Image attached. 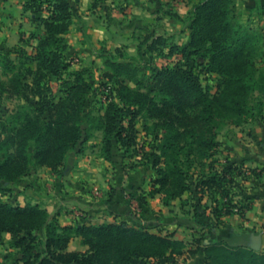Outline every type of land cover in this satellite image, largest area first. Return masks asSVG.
I'll list each match as a JSON object with an SVG mask.
<instances>
[{
	"label": "trees",
	"instance_id": "trees-1",
	"mask_svg": "<svg viewBox=\"0 0 264 264\" xmlns=\"http://www.w3.org/2000/svg\"><path fill=\"white\" fill-rule=\"evenodd\" d=\"M78 1H25L24 12L33 13L41 11L46 3L48 17L37 14L35 18L39 27L44 26V32L31 35L36 40L33 55L16 47L18 64L0 59L3 71L10 76L6 82L0 81V95L21 96L25 80L33 76L35 84L40 83L36 95L43 101L42 83L53 77L61 80L68 73L71 67L65 63L69 50L66 37L74 23ZM107 1L110 0H93V8ZM236 8L237 0H198L186 26L188 40L182 45L171 43L174 37L161 32L139 37L136 56L123 48L115 52L101 50L103 86L108 93L103 114L96 115L88 109L92 87L84 71H75L68 74L73 79L64 78L65 97L59 102L44 105L41 110L21 105L1 118L0 182L7 186L0 192L12 193L11 186L23 183L31 168L46 167L60 173L70 155L82 153L96 133H101L99 156L107 162L113 163L119 151L125 158L135 157L131 152L144 154L136 120L152 115L160 121L144 127L146 135L155 133L156 140L151 152L156 178L149 195L161 196L166 207L184 199L192 190L190 172L196 161L199 166L211 162L225 125L241 126L256 120L254 109L264 121V103L251 106L256 93L264 96V66L258 65L264 58V39L240 20ZM261 10L264 12V6ZM158 56H180L181 61L158 69L153 64V58ZM197 58L205 60L206 72L216 76V93L203 86L200 75L188 65ZM190 104L195 109L192 115L186 109ZM48 109L52 113L46 118ZM168 110L178 115L168 118ZM212 170L202 172L193 191L219 201V220L232 213L244 218L248 206H239L233 193L237 180L245 178L247 171L230 161L222 170ZM137 199L147 203L146 197ZM6 234L11 236L10 247L20 255L16 264H148L151 260H174L201 251L187 250V243L176 240L174 233L161 235L126 221L62 226L57 216L40 204L15 206L0 196V243ZM76 238L87 247L86 251H69ZM232 240L203 238V264H264L263 252ZM40 247L42 252H37Z\"/></svg>",
	"mask_w": 264,
	"mask_h": 264
},
{
	"label": "crops",
	"instance_id": "crops-1",
	"mask_svg": "<svg viewBox=\"0 0 264 264\" xmlns=\"http://www.w3.org/2000/svg\"><path fill=\"white\" fill-rule=\"evenodd\" d=\"M25 1L0 0V59L4 57L9 60L16 47L24 48L30 55L34 54L36 40L31 35L36 30L37 13L24 12ZM185 2L184 0H110L93 8V0H79L75 18H82L89 39L101 40L104 44L103 50L115 52L123 48L129 55L136 56L139 37L148 33H161L158 30L165 27L166 22L168 24L164 29L167 32L174 30L179 21L185 19L180 14L182 10L186 11L190 2L193 6L198 0H185ZM240 4L244 6L243 12L264 18V12L261 10L264 0H237L238 7ZM172 6L175 10H180L174 17L169 16L164 10L166 7L171 9ZM82 27L84 25H81ZM182 32L186 34L187 28ZM82 36V33L72 30L67 35L69 44L67 58L76 57V63L79 64L74 66L82 69L80 65L86 62L87 57L93 55L91 63L99 62V68L103 69V62L99 57L101 50L99 54L94 55L84 42L79 45ZM133 39L137 40L135 47H128ZM3 70L0 65L1 82H5L4 77L9 74L7 72L5 74ZM231 129H235L237 136L233 140L225 139L227 147L232 146L231 155L235 156V162L243 165L244 170L247 171L246 177L239 180L243 185L242 190H239L240 193L238 192L239 198H243L239 203L248 201L249 205L246 217L243 218L235 213L226 215L222 219L226 223V228L213 231L212 235L217 236L216 241L235 238L242 240L241 244L249 246L252 233L262 234L260 252L264 253V121L257 119L241 126L231 125ZM100 142L101 140L96 142L98 151ZM122 158L123 165H129L131 169L119 168L117 164L119 160L116 157L113 163H110L99 155L83 156L82 153L75 152L69 157L74 163L65 171L54 173L49 168H40L31 172L28 177L35 184L26 185L24 181L11 187L17 191L18 199L23 198L27 202L45 207L52 215L57 216L62 226H75L81 223L100 225L120 221L135 223L134 218L137 217L135 211L141 212L150 224L158 218L160 222L163 221L166 210L170 211V206L163 205L161 196L149 195L152 189V174L144 166H133L129 162L131 158H125L124 155ZM109 165L115 166V172L119 174L112 175L113 171L109 173L107 170ZM140 196L146 197V204L138 201L137 198ZM72 205L81 208L86 214L85 217L77 218V215L70 210ZM145 222L147 221H143ZM226 230H229L228 234ZM175 238L183 240L178 234H175ZM80 242V238L73 240L69 245V251H86L87 247L82 246ZM203 249L204 247L196 257L187 254L191 256L187 258V263L196 258V264H203Z\"/></svg>",
	"mask_w": 264,
	"mask_h": 264
},
{
	"label": "rangeland",
	"instance_id": "rangeland-1",
	"mask_svg": "<svg viewBox=\"0 0 264 264\" xmlns=\"http://www.w3.org/2000/svg\"><path fill=\"white\" fill-rule=\"evenodd\" d=\"M175 1V0H174ZM187 2V1H186ZM184 0V3H186ZM196 2V1H195ZM45 6L47 7V4L45 3ZM39 11L37 10L38 16L41 17H48V13L46 10V7ZM180 8V7H178ZM182 9V8H181ZM192 9V3L190 2L189 7L186 8V11L182 10V16L185 18L184 21H179V24L174 27V30L172 29L171 31H166L164 29L167 27L168 22L164 23L165 27H162L159 29V32H164L166 33L167 36H173L174 38L170 41L173 44H179L182 45L189 37V30L187 29V33L184 34L182 30L186 28L189 24V16H190V11ZM237 14L240 17V20L245 24L253 29H257V31L263 36L264 39V18L263 16H259L257 14L255 15H250L247 12H243L244 6L240 4V6H237ZM165 11L168 12L169 16L174 17L178 12L180 11L175 10V7L172 6V8H165ZM77 11V10H76ZM42 13V14H41ZM171 14V15H170ZM77 15V14H76ZM35 28L36 30L33 33H42L44 32V26L38 24V22L35 21ZM81 25H84V27L81 28ZM39 29V31H37ZM72 31H78L82 33V39L79 42V45H81V42H84L86 47H88L89 51H92V53L95 55V53L100 52V50H103L104 44L101 42V40H94L93 38L89 39V36L87 34V30H85V23L82 21V18H75L74 25L71 28ZM70 30V32H71ZM98 41V43H97ZM137 43V40L133 39V41L129 42L130 45L128 47H135V44ZM107 45V44H106ZM88 51V52H89ZM87 52V53H88ZM167 52V51H166ZM13 55L9 56V62L10 63H15L18 64L19 60H17L19 53H17L15 50H13ZM86 53V52H85ZM167 53H165L166 55ZM264 57V54H263ZM76 57L72 58H67L66 59V64L70 65V70L68 73L65 74L63 79L58 80L56 77L51 78L50 80L44 81L42 84L45 87V93H44V99L43 101H39V96L36 95L37 90H38V85L40 83L35 84L33 81V76L27 77L25 80V86L23 88V91L21 92V96L17 97H12L9 98L6 94L0 95V119L3 117L8 116L12 112L16 111L19 109L21 105H25L29 108V110L32 109H38L41 110L44 105L53 103V102H59L62 98L65 97V87L63 86V80L66 78L68 79H73L72 76L68 75L69 72H75V71H84V77L86 81L91 85L92 89L88 95V98L90 99V105L88 107L89 110H92L96 115L98 114H103L106 108V97L108 96L107 91L105 90L103 84L105 82V79L103 78L102 75V70L100 69L99 62L94 61L91 63L93 60V55H90L87 57V60L84 64H81L80 68L82 69H77L75 64ZM77 58H79L77 56ZM1 61V60H0ZM181 61L180 56H173V58H168L167 56H158L153 58V64L156 68L160 69L161 67L164 66H173V64L178 63ZM262 62L258 63L260 67H263L264 65V58L261 59ZM205 60L201 58L195 59L194 62H189V66L193 67L195 72L200 75L201 81L203 86H208L211 88V91L213 93H216L215 85L217 83L216 76L207 73L206 68L204 66ZM4 80H8L9 75L4 77ZM5 81V82H6ZM42 86V85H41ZM41 98V97H40ZM262 102L264 103V96L260 93H256L254 95V99L251 102V106L256 108V105ZM47 108V107H46ZM186 109L190 112V114L195 113V109L193 106L190 104V106H186ZM262 111L264 114V105L262 106ZM52 111L49 109L47 110L46 118L50 117V114ZM253 114L255 115V119L259 120L261 115L258 114V110L254 109ZM168 118H173L175 115H178V112L175 110H168L167 111ZM226 121L229 120V118H225ZM160 120L156 117H153L152 115H148L147 117H142L139 116L137 117L136 120V126L135 128L138 130V140L140 146H143L144 148V154H138L137 152H131L129 153L131 156L134 155L135 157H132L130 163L133 164V166H144L146 170H148L152 176L153 180L156 178V171L153 169L152 162L153 158L151 157V152L154 150V146L156 145V140H155V133L148 134L146 135V132L144 130V127L151 126L154 123L159 122ZM96 138L92 139L86 146H84L82 150V155L83 156H92L95 157L96 155H99V151L97 150V144L96 142H99L101 140V133H96ZM237 136V132L235 129H231V125H225L224 129L221 131L220 136L218 140L220 141V147L217 149L215 156L211 160V162H206V166H199V162L196 161L195 163V168L190 172L191 178L190 182L192 184V190L191 193H186L184 195V199H177L172 202L170 206V211L166 210L165 217H163V221H159V218L154 221V223L150 224L148 220L144 219V216L142 215L141 212L135 211L137 217L134 218V221H130L128 223L130 226L134 225L136 227H147L151 232L158 233L161 235H168L170 233H174V235L178 234L179 238H183L185 243H187V250H196V248H201L203 247V242L202 239L205 237H208L209 240L211 241H216L217 236L212 235L213 231L209 233L210 229H213L217 227L215 231L220 230L222 227L226 228L225 222L218 218V214L220 211L219 208V201L217 200L214 201L210 196L207 194L205 196H202V194H196L193 190L195 189V185L197 184V178L202 175V172L208 173V171H220L225 167V163L227 161L230 162H235V156L231 155V150L230 148L232 147H227V142L225 139L231 138L232 140L234 137ZM232 143H234L232 141ZM124 153L122 151L117 152L116 158L119 160L117 161V164L119 165V168L122 170L125 168H129V165H123V158L122 156ZM137 157V158H136ZM74 163L73 160H67L65 167L61 169L62 171H65L67 167L72 166ZM129 163V164H130ZM209 163H212L213 166L210 167ZM124 166V167H123ZM108 172L113 171L114 174H119L115 172L116 167L109 165ZM111 169V170H110ZM35 169L31 168V172H33ZM251 171V170H250ZM252 172V171H251ZM241 178L237 180L236 187L234 188V200L237 202L239 206H248L249 203L248 201L239 203L240 200H243L239 198V190L241 189V182L239 181ZM25 183L27 184H35L34 181L32 182V179L27 178L25 179ZM7 184L4 182H0V189L2 190L5 188ZM34 189V188H32ZM247 189V188H246ZM239 192V193H238ZM244 192V191H242ZM1 199L4 202L11 203L13 205H20L24 206L27 203V200L21 198L18 199L17 196V191L13 190L12 193H1L0 192ZM35 204V203H34ZM73 208H77L83 214L85 212L81 210L78 206H70V210L72 213H74ZM217 210V211H216ZM248 209H246L247 211ZM245 211V214H246ZM86 215V214H85ZM84 215V217H85ZM247 215V214H246ZM139 216V217H138ZM246 217V216H245ZM139 219L141 221H139ZM143 221H147L143 223ZM81 222H83L81 220ZM122 222V221H120ZM84 224V223H81ZM155 226V227H153ZM168 227V228H167ZM174 231V232H173ZM229 233V230H226V234ZM40 237L43 236V233L39 232L37 233ZM10 241H11V236L9 234H6L3 236V241L0 243V264H16V262L19 260L20 255L18 254V251L16 249H12L10 247ZM233 242L235 244H241L243 243L242 240L239 239H233ZM37 252H42V248H38ZM260 252V251H259ZM191 256H188L187 254L184 257H177L174 260H168V261H156V260H151L149 261L148 264H196V258H194V261H190L187 263V258L189 259ZM192 257H196V255H193ZM191 260V259H190Z\"/></svg>",
	"mask_w": 264,
	"mask_h": 264
},
{
	"label": "water",
	"instance_id": "water-1",
	"mask_svg": "<svg viewBox=\"0 0 264 264\" xmlns=\"http://www.w3.org/2000/svg\"><path fill=\"white\" fill-rule=\"evenodd\" d=\"M262 234L252 233L250 236V244L249 247L251 250L260 251L262 247Z\"/></svg>",
	"mask_w": 264,
	"mask_h": 264
},
{
	"label": "built area",
	"instance_id": "built-area-1",
	"mask_svg": "<svg viewBox=\"0 0 264 264\" xmlns=\"http://www.w3.org/2000/svg\"><path fill=\"white\" fill-rule=\"evenodd\" d=\"M74 214L77 215V218H84V214L83 212H81L80 210H78L77 208H73ZM237 211V209H236Z\"/></svg>",
	"mask_w": 264,
	"mask_h": 264
}]
</instances>
